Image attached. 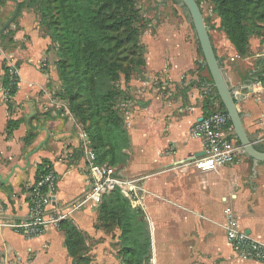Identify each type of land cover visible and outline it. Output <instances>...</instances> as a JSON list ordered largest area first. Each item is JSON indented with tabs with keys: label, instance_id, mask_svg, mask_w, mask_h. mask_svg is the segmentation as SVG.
<instances>
[{
	"label": "crops",
	"instance_id": "obj_1",
	"mask_svg": "<svg viewBox=\"0 0 264 264\" xmlns=\"http://www.w3.org/2000/svg\"><path fill=\"white\" fill-rule=\"evenodd\" d=\"M13 7L9 0L0 3V20ZM8 28L7 37L2 35L7 45L0 46V75L1 61L12 54L8 62L17 65L18 82L9 111L0 98V218L21 219L29 210L28 189L40 161L46 159L57 175L52 197L58 203L84 192L88 172L86 143L79 127L65 117L66 108L58 96L55 53L50 38L39 29L38 16L24 8ZM164 35L153 41L151 50L146 47L141 73L122 85L131 101L124 113L130 146L128 161L118 173L124 178H142L141 210L151 255L162 253L165 246H173L180 255L187 244L195 250L205 238L204 249L217 264H264L242 256L224 235L227 210L239 229L264 243V183L260 178L264 162L255 174L252 160L244 155L236 164L207 172L187 163L203 148L201 140L189 134V127L205 112L203 93L211 94V100L217 95L196 38L184 40L173 27L170 35ZM213 48L237 98L246 132L264 149L260 141L264 136V35L249 38L245 55L238 54L227 38ZM217 105L215 99L208 109ZM29 115L36 118L29 121ZM10 118L21 122L7 135ZM42 127L49 130L48 135ZM27 135L33 138L25 144ZM96 217L97 208L88 206L72 212L69 219L89 237H98ZM162 240L173 242L163 244ZM0 258L6 264H72L64 235L55 226L31 238L2 228Z\"/></svg>",
	"mask_w": 264,
	"mask_h": 264
},
{
	"label": "trees",
	"instance_id": "obj_2",
	"mask_svg": "<svg viewBox=\"0 0 264 264\" xmlns=\"http://www.w3.org/2000/svg\"><path fill=\"white\" fill-rule=\"evenodd\" d=\"M196 2L201 10L200 1ZM210 2L212 13L219 18L217 28L238 54L245 55L249 38L264 32V0ZM24 8L36 13L41 33L51 40L60 83L58 96L67 102L70 112L79 120L86 145L94 151L98 163H108L120 170L128 161L126 151L130 146V136L119 106L124 94L120 75L128 79L132 74L141 73L146 63V49L139 40L140 30L136 25L138 9L135 0H20L14 20ZM8 27L4 33L6 37L10 33ZM8 40L12 42L11 37ZM196 43L203 58L197 39ZM204 66L212 81L207 66ZM1 69L0 82L4 85L5 61H1ZM16 90L17 85L9 86L11 96ZM213 91L216 93L215 88ZM203 94L204 114L226 112L218 96L213 99L218 105L208 109L213 100L211 94ZM5 104L9 111L11 99ZM20 122V118L8 119L6 134H11ZM228 125L232 127L230 120ZM32 138L27 135L25 144ZM236 142L239 144L237 139ZM49 167L46 159L40 161L35 180ZM94 226L119 228L121 264L151 263V240L145 216L138 207H132L119 189L102 196ZM58 228L64 235V246L72 264H88L81 253L87 234L69 218L61 219Z\"/></svg>",
	"mask_w": 264,
	"mask_h": 264
},
{
	"label": "built area",
	"instance_id": "obj_3",
	"mask_svg": "<svg viewBox=\"0 0 264 264\" xmlns=\"http://www.w3.org/2000/svg\"><path fill=\"white\" fill-rule=\"evenodd\" d=\"M1 52V51H0ZM13 57L8 54L5 61V84L0 82V98L6 102L11 99L10 85H17V65L8 62ZM3 73V72H2ZM67 110V109H66ZM229 117L223 111H211L202 115L189 127V134L202 142V154L190 159L200 172L215 170L218 167L236 164L243 156L240 144L228 125ZM264 141V136L260 138ZM84 160L88 172L87 188L75 199L66 203L55 202L52 192L56 186L57 175L51 167L42 172L28 189V213L21 219L0 218V230L8 227L25 238L42 234L48 226L58 227L59 221L69 218L76 210L91 206L97 208L101 198L117 188L133 205L142 208L145 189L142 178H124L115 166L98 163L93 150L85 145ZM224 235L229 245L247 259L264 263V243L239 229L235 216L225 211ZM0 264H6L0 258Z\"/></svg>",
	"mask_w": 264,
	"mask_h": 264
},
{
	"label": "rangeland",
	"instance_id": "obj_4",
	"mask_svg": "<svg viewBox=\"0 0 264 264\" xmlns=\"http://www.w3.org/2000/svg\"><path fill=\"white\" fill-rule=\"evenodd\" d=\"M199 1L203 18L206 19L205 24L209 28L212 45H214L215 48H218L219 45L224 43L226 38L225 34L217 28L219 18L214 13H212V4L210 0ZM135 7L138 9V21L136 25L140 30L139 40L143 43L145 49L148 47V49L151 50L153 41L165 36L164 34L170 35L172 27L180 33L181 38L184 40L188 41L196 38L195 31L189 21L188 14L186 13L185 8L181 6L177 0H135ZM261 34L264 35V32ZM254 37H256V35H254ZM53 50L55 53L54 48ZM146 52L147 49L145 50L144 54L145 59ZM199 56L202 57L200 52ZM138 74L139 73L134 75L132 74L128 79H125L123 74H121V88L122 85H126V83L132 79L133 76ZM63 102V107L67 109V114L65 117L70 118L73 124L79 127L84 141L82 126L80 125L79 120L70 112L67 102L64 100ZM130 103L131 101L127 98V95L124 91V94L119 101V106L123 117L125 109L130 106ZM260 178H262L261 180L264 183V173H261ZM128 202L132 205V207H138V204L133 205L130 201ZM138 208L141 210L140 207ZM96 229H99L98 233H100V236L89 237L87 235L84 245L81 248V253L84 255L88 264H121L119 228L117 226H110ZM204 239L205 238L197 242L195 250L192 248V246H190V244H187V248L182 249L180 255H177V252H175L176 249L173 246H165L162 248V253H154V255H151L150 264H217L214 262L216 261L214 256L207 255L206 249H204L203 246L205 243ZM168 242H173V240H162L163 244ZM82 264H85V262Z\"/></svg>",
	"mask_w": 264,
	"mask_h": 264
},
{
	"label": "water",
	"instance_id": "obj_5",
	"mask_svg": "<svg viewBox=\"0 0 264 264\" xmlns=\"http://www.w3.org/2000/svg\"><path fill=\"white\" fill-rule=\"evenodd\" d=\"M9 1L14 3V7L8 16L0 20V46L7 45L6 38L2 35L4 34V30L14 20L19 9V0ZM177 1L185 8L186 13L188 14L189 21L193 26L195 37L203 54L204 63L211 75L213 87L216 89V95L220 98L229 117L234 136L241 146L242 154L252 159V171L253 174H255L256 167L260 163L264 162V149L257 148L244 128L242 115L237 107V98L232 91L228 77L226 76L225 71L213 49L212 41L209 36V28L204 22L200 7L196 0ZM32 118L36 117L31 115L28 120L30 121ZM42 129L48 135L49 130L46 127H42ZM202 153L203 152L197 154V156ZM246 233H248V231H246Z\"/></svg>",
	"mask_w": 264,
	"mask_h": 264
}]
</instances>
